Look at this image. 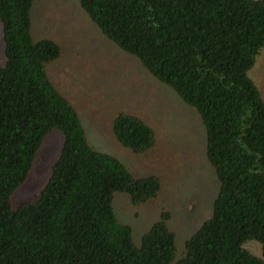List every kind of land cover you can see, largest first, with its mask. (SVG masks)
Returning a JSON list of instances; mask_svg holds the SVG:
<instances>
[{
    "label": "trees",
    "instance_id": "1",
    "mask_svg": "<svg viewBox=\"0 0 264 264\" xmlns=\"http://www.w3.org/2000/svg\"><path fill=\"white\" fill-rule=\"evenodd\" d=\"M35 1L0 0V264H264V99L249 77L264 48V0H78L107 39L201 117L220 187L213 216L178 261L169 212L140 247L118 220L116 193L144 204L162 181L137 177L91 147L79 111L47 74L61 47L33 39ZM55 129L64 144L48 184L37 201L14 208L13 195ZM112 131L135 154L157 142L133 113H118ZM248 241L261 244L262 258L244 248Z\"/></svg>",
    "mask_w": 264,
    "mask_h": 264
},
{
    "label": "rangeland",
    "instance_id": "2",
    "mask_svg": "<svg viewBox=\"0 0 264 264\" xmlns=\"http://www.w3.org/2000/svg\"><path fill=\"white\" fill-rule=\"evenodd\" d=\"M31 17L33 39L52 40L61 47V57L47 65V74L79 111L91 147L117 158L137 177L154 175L162 181L158 197L144 204H133L129 195L116 193L113 208L118 220L133 229L134 244L140 247L162 212H169L176 261L180 260L187 241L213 216L220 187L207 159L200 115L107 39L78 0H36ZM5 64L0 22V67ZM249 77L264 99V48ZM120 112L138 115L155 130L157 142L152 150L135 154L117 142L112 121ZM63 144L64 136L57 129L46 137L28 180L12 197L14 208L39 199ZM244 248L262 258L257 241L246 242Z\"/></svg>",
    "mask_w": 264,
    "mask_h": 264
}]
</instances>
